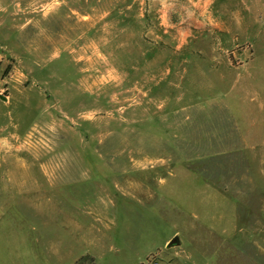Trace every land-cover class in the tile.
<instances>
[{
    "label": "rangeland",
    "instance_id": "1",
    "mask_svg": "<svg viewBox=\"0 0 264 264\" xmlns=\"http://www.w3.org/2000/svg\"><path fill=\"white\" fill-rule=\"evenodd\" d=\"M160 1L0 0V264H164L176 223L131 193L182 168L229 247L264 248V0L188 33Z\"/></svg>",
    "mask_w": 264,
    "mask_h": 264
},
{
    "label": "crops",
    "instance_id": "2",
    "mask_svg": "<svg viewBox=\"0 0 264 264\" xmlns=\"http://www.w3.org/2000/svg\"><path fill=\"white\" fill-rule=\"evenodd\" d=\"M214 3L215 0H162L160 1V9L167 20L168 26L172 27L178 24L180 31L188 33L193 31V28L201 26L206 20L212 22L213 26L219 25L218 20L221 21L220 17L212 16L214 13L210 8V4L213 7ZM176 10L182 11V18L178 22L171 19L173 12ZM177 177L179 178L177 179ZM194 179L198 181L186 169L182 168L178 172H169L164 177L159 178L154 187L155 189L138 190L131 193L135 199L131 200L134 216L139 215L140 217L142 213L156 214L155 210L158 207V211L161 212L160 214L165 222L173 220V223H176L174 230L170 228L164 244L154 248L156 250L166 249L168 256L164 264H230L231 261H235L236 255L239 256L238 253L251 258L252 256H264V248L253 249L249 247L250 249H243L228 246L227 241L229 240L230 230H228L227 223H224L221 227L216 224L218 212L214 202L218 199V191L211 184L203 183L200 180L201 184H197ZM184 183V187L200 190L203 194H206L205 210H203L204 200L202 201V199L200 201L202 211L191 207L196 202L194 205L190 203L184 206L175 200L176 188L182 190V184ZM168 187L173 190L169 191L170 188ZM226 216L225 214V218ZM203 226H207L210 231L203 234ZM184 235L191 239L193 249L190 251L186 250V244L183 242ZM143 237L145 236L140 238ZM243 237L242 244H246L245 239L248 237H245V234ZM221 239L226 241V246H218V241ZM199 241H201V244L197 243ZM245 261L260 262L259 259L254 258ZM245 261L240 259L241 264Z\"/></svg>",
    "mask_w": 264,
    "mask_h": 264
}]
</instances>
